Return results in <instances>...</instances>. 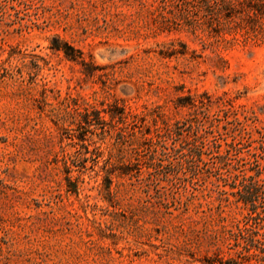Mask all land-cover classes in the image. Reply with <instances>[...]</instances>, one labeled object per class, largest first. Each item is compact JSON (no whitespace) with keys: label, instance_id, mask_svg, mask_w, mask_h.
Returning a JSON list of instances; mask_svg holds the SVG:
<instances>
[{"label":"rangeland","instance_id":"obj_1","mask_svg":"<svg viewBox=\"0 0 264 264\" xmlns=\"http://www.w3.org/2000/svg\"><path fill=\"white\" fill-rule=\"evenodd\" d=\"M185 1L0 0V264H264V40Z\"/></svg>","mask_w":264,"mask_h":264},{"label":"trees","instance_id":"obj_2","mask_svg":"<svg viewBox=\"0 0 264 264\" xmlns=\"http://www.w3.org/2000/svg\"><path fill=\"white\" fill-rule=\"evenodd\" d=\"M190 1H185L187 6H190ZM184 2V3H185ZM200 3L204 6L205 12L216 17L217 31L228 32L239 34L244 41H257L264 40V0H200ZM178 25H184L189 28L190 31L194 32L199 28L200 24L193 21L191 18L185 19ZM160 30H169L167 25H161ZM235 39V36L233 37ZM53 48L59 50L62 49L66 57L70 59H75V55L69 53L66 49L60 47L59 45H52ZM69 50H74L71 46L68 47ZM172 53H175L173 51ZM170 53V54H172ZM183 53V51H180ZM169 55V54H168ZM79 119L75 123L74 132L71 139H76L73 142L78 145L79 149L83 148L84 130H95L101 125L111 123L115 127V135L120 139L124 137L121 133L122 129L126 125L135 123L143 119L140 114L134 113L127 110L124 105L120 106L115 104L113 107L108 108H97L94 106L85 107L82 111H78ZM106 114L108 117H106ZM178 126L174 127V131L177 133ZM172 126L169 132H172ZM179 134V132H178ZM119 141V140H117ZM264 147V144L262 145ZM86 148V147H85ZM264 150V148H263ZM91 153V150L86 148L84 153ZM82 151H78L79 159L81 158L79 166L85 167L83 162H85L89 157L85 156ZM197 154V153H196ZM99 156V154L97 155ZM125 172V171H123ZM104 177L110 183L111 179L106 175ZM261 189L259 186L253 184H243L241 187L237 188V200L242 202L243 206L247 208L249 219H255L258 212L256 211V202L260 195ZM202 264H214L213 259L207 257Z\"/></svg>","mask_w":264,"mask_h":264}]
</instances>
